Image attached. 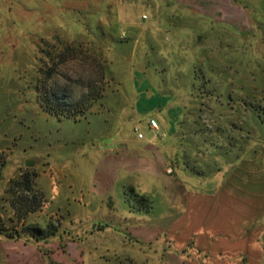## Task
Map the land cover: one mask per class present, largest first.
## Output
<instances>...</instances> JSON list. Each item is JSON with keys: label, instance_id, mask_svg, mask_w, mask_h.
<instances>
[{"label": "rangeland", "instance_id": "1", "mask_svg": "<svg viewBox=\"0 0 264 264\" xmlns=\"http://www.w3.org/2000/svg\"><path fill=\"white\" fill-rule=\"evenodd\" d=\"M141 72L166 100L181 95L174 130L179 164L192 167L197 183L224 185L225 197H239L246 214L256 210L262 252L255 264H264V0H0V171L7 163L0 172V226L55 232L37 247L33 240L0 246V264H251L250 215L234 226L238 240L213 242L238 249L237 257H205L195 235L183 240V225L169 217L179 212L173 198L186 196L185 174L163 172L152 198L128 192L136 198L130 209L140 202L144 215H123L109 198L104 210L75 202L79 213L67 219L51 205L39 213L47 204L39 180L58 185L55 202L67 192L59 162L80 165L89 146L112 138L110 146H117L144 128L133 109ZM47 97L64 102L70 117L44 110ZM31 158L41 163L24 167ZM16 162L20 174L6 187L3 178ZM91 167L76 172L84 188ZM25 172L31 186L15 190L12 209L10 182ZM23 199L40 207L18 218ZM151 218L160 220L153 223L158 234L142 241Z\"/></svg>", "mask_w": 264, "mask_h": 264}, {"label": "crops", "instance_id": "2", "mask_svg": "<svg viewBox=\"0 0 264 264\" xmlns=\"http://www.w3.org/2000/svg\"><path fill=\"white\" fill-rule=\"evenodd\" d=\"M139 80L140 85L134 94L133 109L136 114L135 117L140 121H144L142 130L136 128L142 134V138H138L135 132L134 136L120 138L117 146H110L113 138L110 144L104 147L91 145L88 147V150H91V155H86L85 163L81 161L80 165L70 162L68 159L59 162V168L65 171V173H62V178H67V192L62 197L61 202H55L60 194L58 185H55L52 189L45 182L47 181L46 178L39 180L40 191L47 203L39 213H44V208L46 209L47 205H51L56 212H59L62 217L67 219L72 214L76 216L79 213L77 208L74 209L75 211L71 208L75 202H77L76 207L93 206V210L94 208L104 210L107 209L104 207L105 199L109 198L112 204L111 208L114 209L113 206H116V203L117 205L119 204L121 206L119 207L123 209V215H144L142 204L138 201H136L138 204L133 207V210L130 209V204L136 198H129L127 193L145 194L152 198L155 192H159L160 177L163 172H166L169 176L185 174L189 177V181L184 182V186L181 189H184L186 196L183 200L181 195L173 198V207L175 209L178 207L179 212L173 217H169L173 225H183V240L191 239L195 235L194 241L204 246L203 249H200V255L205 257L208 256L209 252L217 257L224 256L227 253L230 256L237 257L240 255L238 249L230 247L222 249L216 245L217 243L214 244L213 242L238 240L234 226L238 222L240 223L238 219L241 216L250 215L251 264L258 263L261 259L262 248L259 246V239L255 233L256 210L251 206V213L249 214V211L246 214L239 205L240 200H237L239 197L229 194L225 197L224 185L212 184L206 187L201 183H197L194 180L192 171H190L192 167L186 163L184 165L179 164L180 152L177 146L181 144L174 137V130L179 123L178 114L183 112V104H181L180 100L181 95L178 92H174L173 96L175 98L166 100L152 87L144 72H141ZM149 118L157 120L158 131H153L148 127L147 120ZM31 159L34 160L33 165L35 166L41 163L39 158ZM26 160H22L24 167ZM89 162L92 165V175L89 184L84 188V186L76 182V172L82 173V171H85L83 169ZM6 165L7 163L4 164L0 172H4ZM81 166L84 168L82 169ZM19 167V162H16L15 167L5 174L3 179H5L4 185L6 187L14 173L20 174L18 172ZM76 185L78 186L77 196L79 198L77 200L73 196V188H76ZM209 192L213 194H209ZM231 192L234 194L233 189ZM4 193L5 191L2 192V194ZM151 208L149 207V210ZM86 217L89 220H95L96 214L94 217L90 215ZM150 221H152V228L147 229V232H143L138 236L142 241L151 240L158 234V231H154L153 223L154 221L157 223L160 220L151 218ZM25 240L29 241L25 242ZM30 241L32 239L26 234L17 240L7 239L0 235V246L15 244L24 247L30 244ZM33 244L36 247L40 245L37 242Z\"/></svg>", "mask_w": 264, "mask_h": 264}, {"label": "trees", "instance_id": "3", "mask_svg": "<svg viewBox=\"0 0 264 264\" xmlns=\"http://www.w3.org/2000/svg\"><path fill=\"white\" fill-rule=\"evenodd\" d=\"M40 105L44 110H46L48 113L55 115L57 117H70L68 114H66V110L68 109L67 106L62 102L61 100H56L51 97H47V99L44 100V102H40ZM4 164H2L1 167H3ZM32 180L30 179V176L28 175L27 172L23 173L20 175V178L18 180H12L10 182V187H9V193L11 194V200L9 202V205L12 209H16V204H15V190L19 187L28 188L31 186ZM24 190V189H23ZM21 207L17 210V213L20 214L18 215V218H21L23 215L32 213L36 211L40 205L35 202V200L29 201H24V199L20 202ZM21 209V210H20ZM27 235L30 237L33 241L36 242H47L48 238L52 237L55 235V232L50 231V229H46L45 231H41L35 226H26L22 228V230L18 231L16 228L13 229H7L4 227L0 226V235L4 236L7 239L11 240H17L21 238L23 235ZM29 240H25L27 242Z\"/></svg>", "mask_w": 264, "mask_h": 264}, {"label": "built area", "instance_id": "4", "mask_svg": "<svg viewBox=\"0 0 264 264\" xmlns=\"http://www.w3.org/2000/svg\"><path fill=\"white\" fill-rule=\"evenodd\" d=\"M147 125L150 129H152L153 131H158V122L157 120L150 118L147 122ZM135 131L137 132V129H135ZM137 137L138 138H142V134L140 132H137Z\"/></svg>", "mask_w": 264, "mask_h": 264}, {"label": "water", "instance_id": "5", "mask_svg": "<svg viewBox=\"0 0 264 264\" xmlns=\"http://www.w3.org/2000/svg\"><path fill=\"white\" fill-rule=\"evenodd\" d=\"M33 163H34V160H32V159L27 160V161L25 162V167H30V166L33 165Z\"/></svg>", "mask_w": 264, "mask_h": 264}]
</instances>
